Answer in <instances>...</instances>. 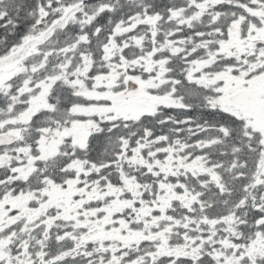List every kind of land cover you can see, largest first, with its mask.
Masks as SVG:
<instances>
[{"label": "snow or ice", "instance_id": "6c2138e0", "mask_svg": "<svg viewBox=\"0 0 264 264\" xmlns=\"http://www.w3.org/2000/svg\"><path fill=\"white\" fill-rule=\"evenodd\" d=\"M0 264H264V0H0Z\"/></svg>", "mask_w": 264, "mask_h": 264}]
</instances>
